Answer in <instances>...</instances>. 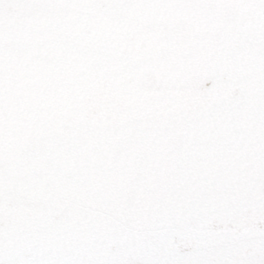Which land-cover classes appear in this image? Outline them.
<instances>
[{"label":"snow or ice","instance_id":"snow-or-ice-1","mask_svg":"<svg viewBox=\"0 0 264 264\" xmlns=\"http://www.w3.org/2000/svg\"><path fill=\"white\" fill-rule=\"evenodd\" d=\"M0 264H264V0H0Z\"/></svg>","mask_w":264,"mask_h":264}]
</instances>
